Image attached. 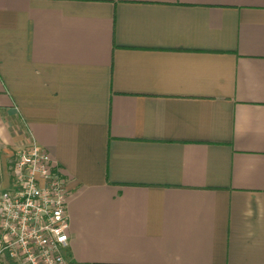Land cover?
Returning <instances> with one entry per match:
<instances>
[{
	"label": "crops",
	"instance_id": "crops-1",
	"mask_svg": "<svg viewBox=\"0 0 264 264\" xmlns=\"http://www.w3.org/2000/svg\"><path fill=\"white\" fill-rule=\"evenodd\" d=\"M23 138L68 264H264V0H0V190Z\"/></svg>",
	"mask_w": 264,
	"mask_h": 264
},
{
	"label": "built area",
	"instance_id": "built-area-1",
	"mask_svg": "<svg viewBox=\"0 0 264 264\" xmlns=\"http://www.w3.org/2000/svg\"><path fill=\"white\" fill-rule=\"evenodd\" d=\"M67 190L60 169L33 139L14 153L0 190V258L12 264H68Z\"/></svg>",
	"mask_w": 264,
	"mask_h": 264
},
{
	"label": "rangeland",
	"instance_id": "rangeland-1",
	"mask_svg": "<svg viewBox=\"0 0 264 264\" xmlns=\"http://www.w3.org/2000/svg\"><path fill=\"white\" fill-rule=\"evenodd\" d=\"M12 126H13V125H12ZM10 129H11V131L13 130V131H15V132H23V131H21V127H19V126H14V128H12V127L10 126ZM28 140H29V139H27V138H23V141H24V142H21V143H19V144H15L13 147H11V148L6 152V153H7V155H6V164H7V169H8L9 175H10V166H11V163H12V161H13L15 151H16L18 148H20V147H22L23 145H25V144L28 142Z\"/></svg>",
	"mask_w": 264,
	"mask_h": 264
}]
</instances>
